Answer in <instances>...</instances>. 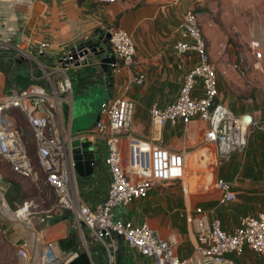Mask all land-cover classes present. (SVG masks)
I'll return each instance as SVG.
<instances>
[{
  "label": "built area",
  "instance_id": "2783aa9c",
  "mask_svg": "<svg viewBox=\"0 0 264 264\" xmlns=\"http://www.w3.org/2000/svg\"><path fill=\"white\" fill-rule=\"evenodd\" d=\"M113 1V0H101ZM178 38L173 46L179 53L193 52L196 60L183 72L175 99L150 108L151 137L142 138L131 133L135 101L125 95H111L101 102L100 117L94 124L91 136H103L106 144L104 162L109 170V182L105 195L95 204L82 197L77 184L78 175L69 151L68 135L63 131L62 102L71 103L70 67L85 61L84 47L80 42L70 44L59 60L42 67L44 84H31L25 88L11 87L0 94V161L11 169L29 177L42 191L48 187L55 195V202L46 208L51 214L57 209H66L72 217L73 227L80 236L79 245L55 254L50 247L35 256L36 264H70L80 251H86L94 264L89 245L97 242L104 248L105 264H115V239L121 237L137 254L149 258L150 264H241L227 253L241 254L247 245L264 264V209L239 216L238 224L230 230L223 227L217 216L204 219L213 213L196 207L201 214L197 218L196 237L189 256L181 257L175 251L176 236L163 235L148 220L135 221L115 214L117 207H126L136 199L148 196L150 190L162 181L188 178L195 168V177L201 176V156L204 151L210 168H218L229 160L235 151L242 152L247 132L264 126V106L261 115L237 114L223 101L219 94V77L216 65L210 60L208 46L193 8L184 10L177 23ZM109 33V48L115 55L114 72L119 63L130 65L134 61L135 43L130 33L116 25L106 27ZM264 39V29L261 32ZM0 43H3L2 41ZM47 42L39 43L43 52ZM249 47L258 64L264 58V46L258 39H251ZM16 56L24 58L29 52L15 46ZM145 74L138 71L125 84H141ZM28 123L36 153V167L27 152L23 127L16 121V114ZM205 121L200 143L189 148L172 149L162 145L161 130L165 124L182 122L191 125L195 120ZM193 156L189 163L187 157ZM206 191H217L218 204H227L236 199L232 183L216 176L203 184ZM37 210V203L24 200L12 215L30 223ZM85 228V229H84ZM87 236V238L85 237ZM82 245V247H81ZM16 254L22 261L29 260L28 243L17 246Z\"/></svg>",
  "mask_w": 264,
  "mask_h": 264
},
{
  "label": "crops",
  "instance_id": "0c3cea01",
  "mask_svg": "<svg viewBox=\"0 0 264 264\" xmlns=\"http://www.w3.org/2000/svg\"><path fill=\"white\" fill-rule=\"evenodd\" d=\"M198 1L0 0V42H3L0 43V94L11 87L21 89L31 84H44L42 67L47 69L56 63L70 44L95 36V29L98 27L106 32L107 26H120L132 36L136 51L132 64L124 65L120 62L116 68L112 95L125 94L135 101L131 133L138 137L150 138L152 129L150 106L153 103L163 105L175 99L183 72L196 60L193 52H177L173 43L178 38L177 23L181 20L184 10L193 8L200 19L204 20V12L197 6ZM202 25L209 46L214 47L219 41V36L212 33L209 23L203 22ZM41 41L48 43L43 52L38 51ZM17 44L27 50L29 56L17 57L15 52ZM106 46L109 47L108 41ZM253 67L264 71V59L258 64L253 63ZM138 71L144 72V81L141 84L130 83L125 89L127 81ZM93 72L94 69L86 64H75L69 68L71 96L75 93L79 95L89 93L88 90L97 84L93 79ZM218 86L220 97L233 112L249 113L254 117L261 115L264 103L261 102L260 96L253 92L254 101L246 102L250 98L241 100L242 98L233 95L223 83L219 82ZM258 98L259 101H256ZM68 103L64 101L61 106L62 127L67 135L73 134L74 120L73 102ZM94 124L89 127V131H82L81 137L93 141L101 158L90 177L78 176L77 179L80 194L90 204H95L105 195L110 177L104 162L107 152L105 140L101 135L90 134L93 133ZM204 125L205 121L200 119L191 125L182 122L175 125L165 124L158 142L172 149L193 147L200 142ZM233 153L229 160L223 162V166L210 168L203 151L201 169L204 173L201 176L158 182L147 197L134 200L125 209L118 210L117 215L135 221L146 219L165 236L173 233L176 236V253L181 257L189 256L194 244L197 243L195 220L201 216L196 211L197 206L204 210L215 207L213 213H208L204 219L217 216L227 230L238 224L240 215L264 209V126L251 128L246 135L244 150L238 152L236 157H233ZM4 164L6 165H0V203L3 205L1 209L5 207L13 212L26 199L27 190L24 183L26 177L13 171L8 163ZM216 176L231 181L232 188L236 191V199L229 202L232 204L228 208L225 207L226 204H218L217 191L210 193L203 187L204 182ZM82 191L88 194L87 197ZM178 199L182 201L179 215L184 218V231L178 221L168 216V213L178 211L179 206L176 203ZM46 208L37 209L31 217L28 224L34 230L5 219L2 222L3 231H12L10 240L15 248L21 243H28L30 252L28 261H32L34 255V264L35 256L39 253L37 248L42 243H48L47 247L55 254H62L80 242L70 212L66 209H57L49 214L45 211ZM151 208L157 212L153 215L143 214L144 209L147 211ZM130 209L133 210L131 215ZM61 239L62 246L59 244ZM94 243L101 249L100 256L104 257L103 246ZM115 245V264H125L127 260H131V264H150L149 258L137 254L121 237L115 239ZM245 249L253 253L244 245L239 255H242ZM46 250L45 246L41 251ZM90 254L95 264L91 250ZM243 263L257 264L253 256L246 257ZM101 264H104V260Z\"/></svg>",
  "mask_w": 264,
  "mask_h": 264
},
{
  "label": "rangeland",
  "instance_id": "374dc122",
  "mask_svg": "<svg viewBox=\"0 0 264 264\" xmlns=\"http://www.w3.org/2000/svg\"><path fill=\"white\" fill-rule=\"evenodd\" d=\"M198 2L197 6L200 11L204 12V20L200 19L197 13L202 31V23L206 22L209 23L212 33L219 36V41L215 43L214 47H210L203 32L208 46L210 60L216 65L218 71L219 82L221 84L223 83L233 95H236L240 99L242 98L241 100L250 98L246 102H253L254 99L252 98L254 97V92L260 96L261 102L264 103V71H259L258 68L253 67L255 60L249 47V41L251 39L260 40L261 45L264 46V39L261 36V32L264 29V0H199ZM69 73L71 72L69 71ZM88 91L89 93L87 95L75 93V95L72 96L74 112L72 132L79 129L83 130L93 124L94 112L99 109V102L107 96L106 90L101 88L98 84H95L92 89ZM256 101H259V98ZM15 119L17 123L21 124L23 127L25 133L24 137L27 141V152L33 165L36 167V153L30 127L20 114L17 113ZM199 143L200 142L196 143V145ZM237 155L238 152L235 151L233 157ZM1 162L2 161H0V165H6L4 164L5 162ZM25 177L24 183L27 190L26 199L37 203V209H44L55 202V195L52 190L43 186L42 191H40L29 177ZM214 192H216V190H212L210 193ZM82 194L85 197L88 195L85 191H82ZM176 203L179 206L178 211H172L168 213V216L178 221L181 224V228H183L182 231H184V218L179 215L182 201L178 199ZM199 204H201V202H199ZM231 204L232 203H228L225 207L228 208ZM1 206L3 205L1 204ZM125 208L126 207H117L115 209V214L117 215L118 210ZM221 208L223 207L221 206ZM132 211L133 210L130 209L129 215L132 214ZM156 212L157 210L152 208L147 211L146 209L143 210L144 215H153ZM162 212L164 213V210H162ZM141 218H143V216H141ZM3 221L4 218L0 216V264H29L28 262L34 264V262L28 261V259L27 261H22L16 255L15 245H13L10 240L12 231H3ZM85 237L87 238L86 235ZM47 245L48 243H42L40 247L37 248V251L39 249V252H41L42 247H47ZM89 248L95 260V264H101L103 260L105 264V254L104 257L102 255L100 256L101 249L98 248L97 244L90 243ZM227 255L241 264H245L243 262L246 257L250 258L252 256L255 258L257 264H259L260 261L259 257L257 258V254L246 251V249L242 255H237L235 252H229ZM125 264H131V260H127Z\"/></svg>",
  "mask_w": 264,
  "mask_h": 264
},
{
  "label": "water",
  "instance_id": "95a60500",
  "mask_svg": "<svg viewBox=\"0 0 264 264\" xmlns=\"http://www.w3.org/2000/svg\"><path fill=\"white\" fill-rule=\"evenodd\" d=\"M95 32V36H90L80 42V45L84 47L82 53L85 54L86 57L82 64L89 65L94 69L93 79L101 88L106 90L107 98L112 95V89L114 87L115 72L113 70V63L116 57L110 48L106 46L109 33L103 31L99 27L95 29ZM101 102H99V109L94 112L93 124L100 117ZM89 127L83 130L79 129L73 131L69 139V151L74 162V168L77 175L81 178L90 177L94 172L95 166L100 161V157L97 154L98 147L91 139L81 137V132L84 130L89 131ZM0 216L5 220L23 224L29 229L34 230L26 221H22L10 214H4L1 210V203ZM32 262H34V255H32ZM70 264H91V260L86 251H80L78 255L70 261Z\"/></svg>",
  "mask_w": 264,
  "mask_h": 264
},
{
  "label": "bare ground",
  "instance_id": "6f19581e",
  "mask_svg": "<svg viewBox=\"0 0 264 264\" xmlns=\"http://www.w3.org/2000/svg\"><path fill=\"white\" fill-rule=\"evenodd\" d=\"M187 159H188V162L189 163H191L192 162V159H193V156L191 157L190 155L187 157ZM189 167H188V169H189V171H191V174L188 176V179H190V178H194L196 175L193 173V171L195 172V168H194V165L193 164H189L188 165ZM209 182V181H208ZM2 210V209H1ZM3 213L4 214H10V215H12L11 213V211L10 210H8V209H6V208H4L3 210Z\"/></svg>",
  "mask_w": 264,
  "mask_h": 264
},
{
  "label": "trees",
  "instance_id": "16d2710c",
  "mask_svg": "<svg viewBox=\"0 0 264 264\" xmlns=\"http://www.w3.org/2000/svg\"><path fill=\"white\" fill-rule=\"evenodd\" d=\"M79 1H82V0H79ZM62 239L61 240H59V244L62 246ZM74 248V247H73Z\"/></svg>",
  "mask_w": 264,
  "mask_h": 264
}]
</instances>
